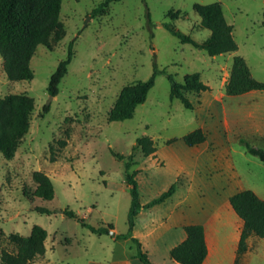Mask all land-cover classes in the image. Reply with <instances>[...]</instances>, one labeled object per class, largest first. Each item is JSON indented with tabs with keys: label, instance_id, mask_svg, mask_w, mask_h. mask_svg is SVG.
<instances>
[{
	"label": "rangeland",
	"instance_id": "374dc122",
	"mask_svg": "<svg viewBox=\"0 0 264 264\" xmlns=\"http://www.w3.org/2000/svg\"><path fill=\"white\" fill-rule=\"evenodd\" d=\"M100 1L61 0L59 18L64 36L52 42L51 48L37 46L30 59V80H8L0 57V97L25 95L32 98L34 106L28 132L13 156L6 159L0 154V252L13 248L6 241L8 234L28 236L35 225L40 226L47 232L45 252L32 264L111 262L129 248L136 252L131 240L96 235L62 213L69 209L86 224H111L113 231L126 232L130 196L125 166L112 153L132 155L129 171L137 172L141 204L175 186L171 202L155 211L145 210L146 218L157 225L174 209L177 214L188 210L197 220L200 208L209 206L205 200L212 199V194L250 189L264 199V163L240 143L244 139L264 149V134H244L230 127L235 122L232 113L251 106L264 109V91L227 95L224 88L219 90L234 56L243 57L252 77L264 83V0H121L109 4L103 14L91 16ZM213 2L220 3L226 22L232 26L237 44L234 52L209 56L189 43H181L165 27L171 25L202 42L210 32L200 27L193 5ZM70 44L73 57L57 95L50 99L46 90L50 76L67 57ZM154 64L178 82L188 74L199 73L211 90L186 92L192 104L187 109L178 99H170L169 82L158 74L130 119L109 122L108 111L122 88L146 80ZM218 91L224 94L219 101L214 99ZM45 105L49 111L42 114ZM195 129H202L206 139L188 146L182 136ZM142 136L153 140L154 156H144L134 148ZM33 171H41L51 180V200L34 195L37 184ZM233 218L237 216L232 211L231 221L225 222L224 230L230 234L235 229ZM148 220L136 217L135 236L147 233L152 225ZM157 233L140 240L151 260L169 264L163 248L153 252L151 242ZM175 241L161 244L166 247Z\"/></svg>",
	"mask_w": 264,
	"mask_h": 264
},
{
	"label": "trees",
	"instance_id": "16d2710c",
	"mask_svg": "<svg viewBox=\"0 0 264 264\" xmlns=\"http://www.w3.org/2000/svg\"><path fill=\"white\" fill-rule=\"evenodd\" d=\"M121 0H101L91 10V16L103 14L109 4ZM61 0H0V57L2 59L3 72L10 81L30 80L33 77L30 67V59L34 55L38 45L46 48L52 47V42L59 41L64 36L63 24L60 21ZM194 11L200 21V27L209 30V36L202 42H196L189 35L182 33L171 25H166L170 34L179 39L181 43H189L197 49L205 51L209 56L231 53L237 50V44L232 35V26L225 20L220 3L194 4ZM264 21V10H263ZM73 57L72 46L69 45L67 57L60 61L51 74L47 93L54 97L58 93L59 83L67 72V66ZM158 74L166 76L169 85L170 99H178L182 105L191 109L192 104L186 97V92L201 93L208 91V85L200 80L199 73H191L178 82L171 73L165 69H158L154 64L150 76L144 81H135L122 88L114 105L108 111L107 120L123 121L130 119L136 107L142 104L153 87L155 77ZM227 95H241L251 90L264 91V83L252 77L250 70L241 56H234L225 83ZM33 100L25 95L7 94L0 97V154L10 159L20 139L28 132L30 114L33 111ZM49 106H43L41 113H47ZM206 135L202 129H195L182 136V140L188 146H197L203 143ZM169 140L167 143H171ZM64 145L65 142H59ZM247 152L258 157L264 163V149L250 145L244 139H240ZM134 148H139L144 156H154L156 146L148 136L137 138ZM49 149L52 150L51 146ZM53 154V152L51 153ZM118 159L124 161L125 183L130 196V205L127 212V230L125 233H116L114 238H130L136 247V258L142 264H154L142 248L140 241L132 236L135 219L141 208H150L166 201L175 191L172 184L169 188L152 198L145 204H141L136 171L130 172L133 164L132 155L127 157L112 153ZM53 159V157H51ZM32 179L37 184L34 195L44 200L53 197V185L47 175L41 171H33ZM229 203L236 215L243 221L238 249H245L246 238L255 233L264 238V199L258 197L250 189H240L229 197ZM41 212H47L44 208H35ZM63 215L74 218L94 234H109L113 229L111 224L95 227L84 223L83 218L78 217L73 211L64 209ZM185 238L172 247L169 251L171 260L178 264H201L206 256L204 231L200 224H188L183 227ZM47 232L35 225L31 234L23 236L18 233H10L6 241L13 248L1 249V264H32L37 258L44 255L45 239Z\"/></svg>",
	"mask_w": 264,
	"mask_h": 264
},
{
	"label": "crops",
	"instance_id": "0c3cea01",
	"mask_svg": "<svg viewBox=\"0 0 264 264\" xmlns=\"http://www.w3.org/2000/svg\"><path fill=\"white\" fill-rule=\"evenodd\" d=\"M229 70L230 68L228 69L227 77L222 79L219 90L221 88H224L229 75ZM251 91H248L244 94H250ZM223 97L224 94L221 91H218V94L214 97V99L219 101ZM232 114L235 117V122L230 126L231 128L233 127L234 129H238L244 134L246 131L252 133L253 135L256 134L261 136L264 134V109L251 106L247 108L246 111H237L236 113ZM220 190H224L225 192L224 186H221ZM238 190L240 189H234L232 193H217L214 195L212 194V199H203L207 201L209 206L200 208L199 213L201 214V216L197 220H194V216L191 215L188 210L184 213L179 212V214H177V212L175 211L176 209L169 210L164 218V221L159 225H157V223L151 222L150 220H148V218H146L145 210L155 211L159 209V207L171 202L172 195L163 203L154 205L150 208H141L138 212L137 218L140 216L142 217V221L148 220V224L152 225H150L151 228L147 230V233H144L145 235L143 234L141 237L135 236L132 232V236L136 237L142 245L140 238L148 237L152 233L158 231L155 241L151 242L153 252H155L157 249L161 251V248H163L165 255L169 257L170 249L180 243L186 236L183 227L188 224H200L203 227L204 241L206 245V256L201 264H263L264 238L257 236L255 233H251L246 238L245 249L243 251H240L238 249L240 234L243 228V221L236 215L229 203V197ZM145 203H142V205ZM232 211L235 213L237 218H233L235 229L234 232L230 234L227 233L224 229L226 227L225 222L231 221ZM179 231L180 234H178ZM114 233L116 234L117 232L114 231ZM112 238L116 239L114 238V236H112ZM175 238L176 243L166 247L162 246V241L173 240ZM127 239L130 240V238ZM127 239H124L125 242H127ZM142 248L144 249L143 245ZM135 255L136 252L132 251L129 248L128 253H125L122 257L113 258L111 262L104 260H90L88 264H142ZM148 255L150 256L149 252ZM151 261L154 264H161L155 259H152ZM168 261L169 264H178L171 259Z\"/></svg>",
	"mask_w": 264,
	"mask_h": 264
},
{
	"label": "water",
	"instance_id": "95a60500",
	"mask_svg": "<svg viewBox=\"0 0 264 264\" xmlns=\"http://www.w3.org/2000/svg\"><path fill=\"white\" fill-rule=\"evenodd\" d=\"M51 98H52V96H50V99H51ZM48 103H49V102H48ZM109 234H110L111 236H114L115 233H114L113 230H110V231H109Z\"/></svg>",
	"mask_w": 264,
	"mask_h": 264
},
{
	"label": "built area",
	"instance_id": "2783aa9c",
	"mask_svg": "<svg viewBox=\"0 0 264 264\" xmlns=\"http://www.w3.org/2000/svg\"><path fill=\"white\" fill-rule=\"evenodd\" d=\"M88 211H89V210L87 209V212H88ZM84 214H85V213H83V215H82V216H84Z\"/></svg>",
	"mask_w": 264,
	"mask_h": 264
}]
</instances>
